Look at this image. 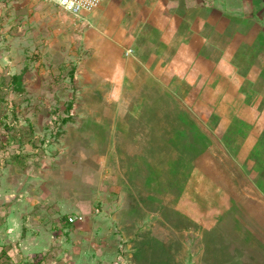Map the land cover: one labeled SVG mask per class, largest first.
<instances>
[{"label":"rangeland","instance_id":"rangeland-1","mask_svg":"<svg viewBox=\"0 0 264 264\" xmlns=\"http://www.w3.org/2000/svg\"><path fill=\"white\" fill-rule=\"evenodd\" d=\"M0 264H264V0H0Z\"/></svg>","mask_w":264,"mask_h":264},{"label":"built area","instance_id":"built-area-1","mask_svg":"<svg viewBox=\"0 0 264 264\" xmlns=\"http://www.w3.org/2000/svg\"><path fill=\"white\" fill-rule=\"evenodd\" d=\"M52 2L55 6L59 7L60 9L73 13V14H80L81 12H88L95 8L100 0H70L72 2V7L69 8L67 5H61L57 2V0H46ZM76 217L69 218V222H73Z\"/></svg>","mask_w":264,"mask_h":264},{"label":"trees","instance_id":"trees-1","mask_svg":"<svg viewBox=\"0 0 264 264\" xmlns=\"http://www.w3.org/2000/svg\"><path fill=\"white\" fill-rule=\"evenodd\" d=\"M24 72V71H23ZM21 78V76L20 75H16V76H13L12 77V80H18L19 81V79ZM68 121H70V116L69 115H67V116H65L64 118H62L61 119V122L62 123H66V122H68ZM24 137H26L27 139H26V142H25V146L30 150H34L35 148H34V146H33V144L29 141V139H28V136H24Z\"/></svg>","mask_w":264,"mask_h":264},{"label":"clouds","instance_id":"clouds-1","mask_svg":"<svg viewBox=\"0 0 264 264\" xmlns=\"http://www.w3.org/2000/svg\"><path fill=\"white\" fill-rule=\"evenodd\" d=\"M58 3L61 5H67V7L71 8L72 7V2L70 0H57Z\"/></svg>","mask_w":264,"mask_h":264}]
</instances>
